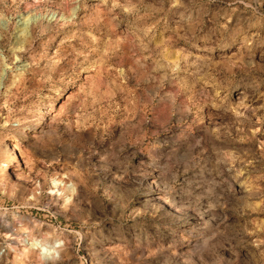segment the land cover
Returning a JSON list of instances; mask_svg holds the SVG:
<instances>
[{
    "label": "rangeland",
    "instance_id": "1",
    "mask_svg": "<svg viewBox=\"0 0 264 264\" xmlns=\"http://www.w3.org/2000/svg\"><path fill=\"white\" fill-rule=\"evenodd\" d=\"M0 264H264V0H0Z\"/></svg>",
    "mask_w": 264,
    "mask_h": 264
},
{
    "label": "bare ground",
    "instance_id": "2",
    "mask_svg": "<svg viewBox=\"0 0 264 264\" xmlns=\"http://www.w3.org/2000/svg\"><path fill=\"white\" fill-rule=\"evenodd\" d=\"M11 149V148H10ZM9 154H12L11 156L10 155H8L9 157H8V159L9 160H11V162L13 161V160H15L17 163V165L19 164V158H17V156H16V154H15V152H14V150L13 149H11V151L9 152ZM12 164V163H11ZM10 164V165H11ZM15 164V163H14ZM4 172H7L8 171V169H4V166H3V169H2ZM10 170V169H9ZM18 176V175H17ZM52 181V183L53 184H55V181L54 180H51ZM66 185V184H65ZM66 187H68V184L66 185ZM55 241V240H54ZM53 241V242H54ZM51 244V243H50ZM54 244H55V242H54ZM57 244V243H56ZM52 246V245H51ZM57 251V250H56ZM59 251V250H58ZM52 252V251H51ZM27 253H28V251H21V255H22V257H26L27 256ZM20 254V253H19ZM21 255H20V257H21ZM57 255H58V253H57ZM21 259V258H20Z\"/></svg>",
    "mask_w": 264,
    "mask_h": 264
}]
</instances>
